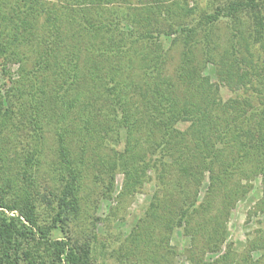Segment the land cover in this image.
I'll return each mask as SVG.
<instances>
[{"label":"trees","instance_id":"1","mask_svg":"<svg viewBox=\"0 0 264 264\" xmlns=\"http://www.w3.org/2000/svg\"><path fill=\"white\" fill-rule=\"evenodd\" d=\"M51 1L0 0V264H99L109 252L117 264H176L178 230L191 239L190 264H264V228L239 252L227 240L229 216L258 178L262 196L248 216L264 223V59L254 51L264 50V0H209L211 11L189 0L140 10ZM222 22L225 44L215 39ZM255 83L254 95L223 96V86ZM49 150L50 190L41 186ZM92 166L108 198L119 174L126 193L153 186L118 251L72 230Z\"/></svg>","mask_w":264,"mask_h":264},{"label":"rangeland","instance_id":"2","mask_svg":"<svg viewBox=\"0 0 264 264\" xmlns=\"http://www.w3.org/2000/svg\"><path fill=\"white\" fill-rule=\"evenodd\" d=\"M225 1V0H224ZM51 4L55 3L57 5V0H52ZM209 0H189V8H194L197 6L196 11H200L201 9L212 10L213 8H209ZM124 8L128 9V6L134 7L135 9H148L150 5L154 4V0H125L123 1ZM209 8V9H208ZM46 16V14H43ZM176 21L186 22L187 19L183 18L177 19ZM244 23L241 24V27L245 30L244 33L247 37L249 30V25L253 22L252 18L247 15L243 17ZM249 24V25H248ZM227 23L222 22L219 31L216 32V40L225 44L227 40ZM176 34H173L172 37H175ZM166 45L170 44V37H165ZM250 39V38H249ZM98 41V40H97ZM255 51V59L262 60L264 59V50L257 46L254 48ZM181 55V45L176 44V47L172 53L171 63H169L170 71L173 70L177 62H179ZM35 59V55H32L30 62L28 63L29 67L33 64ZM197 59H200V52L197 53ZM1 63V62H0ZM11 73L14 78L18 77L19 64H14L9 66ZM207 74H210L213 79H217L215 76V66L209 65L207 70ZM6 79L4 73L1 71L0 66V83L4 82ZM263 86L258 84H249L248 87H241L230 89L227 86H223V96L225 98L238 95V94H250L253 95L258 93V91ZM184 126V125H182ZM49 142L51 143L52 134L48 133ZM53 153L51 155V151L47 152V156L45 158V162L41 169V177L43 175V180L41 182V186L45 188L52 189L55 186V179L53 178L52 171V162H53ZM102 176H100L98 172L97 166H92L89 170V175L86 178L84 189H83V210L80 217H78L72 223V230L75 231L76 235L83 238L94 237L98 234L99 239L102 242L106 240L112 241V248L115 251H118V245L123 243L127 236H129L133 229L140 224L141 217L148 207L153 186L151 184H147L142 189L138 191H130V193L124 192L123 189V175L119 174L117 177L116 187L111 197H106L103 195L104 183L102 180L100 181ZM261 178L256 179L254 182V189L250 193L249 196L242 199L236 208L232 211L229 216L227 222V240L235 243L236 251H241L246 245L247 239L253 234H260L261 230L264 228V223L259 222L256 217L250 218L248 216V211L254 206L257 201L262 196V181ZM44 188V189H45ZM43 189V191H44ZM264 219V216L261 217ZM57 236H62L63 233H57ZM171 244L179 247V250L182 252L179 254L176 260V264H190L188 261V248L191 246L190 237L182 235V233L178 230L176 231L172 238ZM110 252L107 256L102 257L98 256L99 264H117V254L116 252ZM115 255V256H114ZM218 254L211 253L208 254L209 260H217ZM159 261V262H158ZM157 263L154 264H162V260H157Z\"/></svg>","mask_w":264,"mask_h":264}]
</instances>
